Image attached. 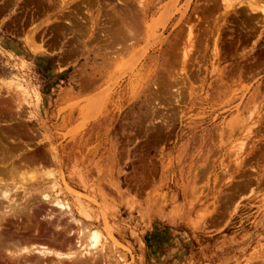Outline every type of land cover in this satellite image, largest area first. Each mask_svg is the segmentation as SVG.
I'll return each mask as SVG.
<instances>
[{
    "label": "rangeland",
    "instance_id": "obj_1",
    "mask_svg": "<svg viewBox=\"0 0 264 264\" xmlns=\"http://www.w3.org/2000/svg\"><path fill=\"white\" fill-rule=\"evenodd\" d=\"M251 2L0 0V135L57 155L18 187L71 205L105 264H264Z\"/></svg>",
    "mask_w": 264,
    "mask_h": 264
},
{
    "label": "bare ground",
    "instance_id": "obj_2",
    "mask_svg": "<svg viewBox=\"0 0 264 264\" xmlns=\"http://www.w3.org/2000/svg\"><path fill=\"white\" fill-rule=\"evenodd\" d=\"M254 4L251 2L250 11L256 13L260 10L264 14V7H255ZM192 32L189 31L190 36H193ZM0 108L1 112L7 110L5 106ZM25 136L31 138L36 133L30 129ZM7 139L8 143L5 142ZM18 150L22 152L16 153ZM54 150L40 153L29 147L21 135L10 138L6 134L0 135V257L3 261L9 260L4 264H105L104 249L97 248L101 245L103 235L82 222L71 205L46 193L34 196L26 194L24 189L18 187L25 177L24 172H20L22 169L30 170L33 165L34 171L44 172L43 161L57 163ZM18 155H22L20 161L14 163ZM71 226H77L78 229L73 230ZM107 257L110 259L111 256Z\"/></svg>",
    "mask_w": 264,
    "mask_h": 264
}]
</instances>
